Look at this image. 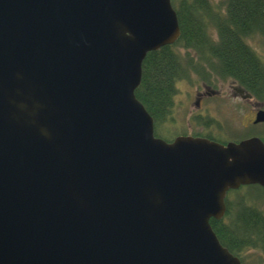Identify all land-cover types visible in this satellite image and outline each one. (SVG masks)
I'll list each match as a JSON object with an SVG mask.
<instances>
[{
	"label": "water",
	"instance_id": "obj_1",
	"mask_svg": "<svg viewBox=\"0 0 264 264\" xmlns=\"http://www.w3.org/2000/svg\"><path fill=\"white\" fill-rule=\"evenodd\" d=\"M179 36L171 0H0V264H242L210 219L264 142H168L135 95Z\"/></svg>",
	"mask_w": 264,
	"mask_h": 264
},
{
	"label": "trees",
	"instance_id": "obj_2",
	"mask_svg": "<svg viewBox=\"0 0 264 264\" xmlns=\"http://www.w3.org/2000/svg\"><path fill=\"white\" fill-rule=\"evenodd\" d=\"M171 3L180 36L174 43L146 54L141 82L135 90L154 119L156 136H161L160 126L171 110L177 82H190L193 76L206 82L212 77H230L264 99V59L246 41L255 35L264 41V0H221L216 7L209 0ZM210 224L220 243L241 261L246 249L264 256V212L256 206L244 200L233 208L227 199L224 217L211 218Z\"/></svg>",
	"mask_w": 264,
	"mask_h": 264
},
{
	"label": "rangeland",
	"instance_id": "obj_3",
	"mask_svg": "<svg viewBox=\"0 0 264 264\" xmlns=\"http://www.w3.org/2000/svg\"><path fill=\"white\" fill-rule=\"evenodd\" d=\"M217 6L221 0H209ZM217 41L216 33H212ZM248 45L264 59V41L259 35L248 38ZM195 58L196 54L191 53ZM214 78V79H212ZM209 82L198 81L193 76L190 82L179 81L177 91L173 97V104L167 119L162 122L160 132L163 139L173 140L178 135H192L196 137L213 138L218 141L231 140L234 137L247 136L250 132H257L260 127L249 126L243 130V124L250 121L253 109L251 102L233 97L232 86L237 85L230 77H212ZM235 83V84H234ZM239 85V84H238ZM205 87L219 92L217 96L206 95L200 107L195 105L194 93L197 89L204 91ZM264 103L263 97H256ZM264 105V104H263ZM264 111V110H261ZM256 122V121H255ZM263 128V129H262ZM261 128L264 135V126ZM264 189L257 185H241L226 196L236 208L239 201L253 205L264 212ZM244 264H264V256L255 249H246L241 253Z\"/></svg>",
	"mask_w": 264,
	"mask_h": 264
},
{
	"label": "flooded vegetation",
	"instance_id": "obj_4",
	"mask_svg": "<svg viewBox=\"0 0 264 264\" xmlns=\"http://www.w3.org/2000/svg\"><path fill=\"white\" fill-rule=\"evenodd\" d=\"M232 89H233V97L234 98L243 99V100L248 101V102H251L252 100H254L252 103L253 109L251 111L250 121L247 124H243V127H244L243 130L247 129L249 126H253V127H257V128L260 127V130H258L257 132H250L249 131V133L245 137L242 136L240 138V136L239 137L237 136V137L232 138L231 140L220 141V143L226 144L228 142H240L241 140L248 139L251 137H257L264 142V135H263V132L261 130V128L264 126V121L255 122L257 113L261 110H264V105H263L264 103H262V101H259V99L255 98V96L252 95L251 92L248 91L246 88H244L238 84L235 86H232ZM218 94H219L218 91H216V90L212 91V90L208 89L207 87H205L204 91H200L199 89H197L194 93L195 105L200 107L203 100L205 99L204 96H206V95L217 96ZM245 131H247V130H245Z\"/></svg>",
	"mask_w": 264,
	"mask_h": 264
}]
</instances>
